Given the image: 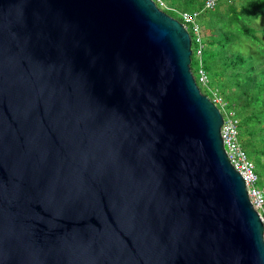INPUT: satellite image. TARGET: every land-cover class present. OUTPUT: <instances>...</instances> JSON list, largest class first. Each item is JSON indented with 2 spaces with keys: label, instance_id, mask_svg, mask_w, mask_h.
<instances>
[{
  "label": "water",
  "instance_id": "water-1",
  "mask_svg": "<svg viewBox=\"0 0 264 264\" xmlns=\"http://www.w3.org/2000/svg\"><path fill=\"white\" fill-rule=\"evenodd\" d=\"M156 0H0V264H264V220Z\"/></svg>",
  "mask_w": 264,
  "mask_h": 264
},
{
  "label": "trees",
  "instance_id": "trees-1",
  "mask_svg": "<svg viewBox=\"0 0 264 264\" xmlns=\"http://www.w3.org/2000/svg\"><path fill=\"white\" fill-rule=\"evenodd\" d=\"M175 1L184 6L194 5L201 13L198 20L204 47L202 56L197 57L198 71L204 69L211 76L206 84L210 96L215 93L232 106L241 104L237 113L241 143L248 154L257 159L261 156L257 166L262 170L258 172L256 168L260 179L264 176V26L259 24H264V0H220L211 9L206 8V0ZM224 3L227 11L222 10ZM205 15L211 19L207 25ZM192 36L196 54L200 43L193 31Z\"/></svg>",
  "mask_w": 264,
  "mask_h": 264
},
{
  "label": "built area",
  "instance_id": "built-area-1",
  "mask_svg": "<svg viewBox=\"0 0 264 264\" xmlns=\"http://www.w3.org/2000/svg\"><path fill=\"white\" fill-rule=\"evenodd\" d=\"M220 0H206V8H214ZM161 6H163V2L159 0ZM200 12L194 11L193 13L189 12H183L181 13L183 20V24L185 27L189 30L191 36L192 31L197 36V41L200 43V45L196 49V55L197 57H201L203 53V47L204 44L201 42V31L202 27L198 20ZM193 40V36H192ZM194 45V41L192 46ZM193 53H194V48ZM199 79L197 78V82H201L204 85H206L209 82L208 74L204 69H199ZM218 97L214 93V101L218 105ZM219 106V105H218ZM220 108V107H219ZM221 109V108H220ZM223 116H224V122L221 126V136L223 139L224 147L226 149L227 155L233 164V166L238 170L247 186L249 197L254 205V207L259 211V213L262 216V219L264 220V189L260 188L258 185L259 176L256 172V164L254 160L250 158V155L245 150L244 146L242 145L240 139H239V128H238V120L234 117V114H228L223 109H221Z\"/></svg>",
  "mask_w": 264,
  "mask_h": 264
},
{
  "label": "rangeland",
  "instance_id": "rangeland-1",
  "mask_svg": "<svg viewBox=\"0 0 264 264\" xmlns=\"http://www.w3.org/2000/svg\"><path fill=\"white\" fill-rule=\"evenodd\" d=\"M162 2H163V6H161V4H160V2H159V0H156V2H159V4L160 5H158L159 7H161L162 9H166L165 11H167L169 14H171L172 16H174V17H176V18H178L179 20H183V18H182V15H181V13H183V12H189V13H193L194 12V10L195 11H197L196 10V6H194V5H188V6H184V4H181L179 1H175V0H161ZM237 2L238 3H240L239 2V0H237ZM227 5L224 3L223 4V8H222V10H224V11H227ZM201 14V13H200ZM199 14V15H200ZM203 19H206V21H205V23H206V25H207V23L209 22V20H210V22H211V19L209 18V17H206V15L205 16H203ZM203 19H202V21H203ZM200 22V21H199ZM200 24H201V22H200ZM264 26V24H259V27H263ZM202 34H203V32H202ZM192 48H194V45L192 46ZM191 67H192V71H193V73H194V75H195V77L196 78H198V76H199V73H198V68H199V62H198V60H197V56H196V54L195 53H193L192 54V62H191ZM209 76V79H210V81H211V76L210 75H208ZM198 85L200 86V88H201V90L204 92V93H206V94H208L209 95V93H210V89L206 86V85H203V84H201V83H199V81H198ZM211 85V84H210ZM214 85V84H213ZM214 88H215V85H214ZM221 92V89H219V94L220 95H222V93H220ZM211 97H214V95L213 96H211ZM217 98V102H218V105H219V107L221 108V109H225L226 110V112L228 113V114H234V117L238 120V123L240 124V119H239V117H238V112L240 113V105H239V103L236 105V104H234L233 106L231 105V103L229 102V101H226L223 97H221V96H218V97H216ZM227 103V104H226ZM240 140H241V131H240ZM241 142H242V140H241ZM243 144V143H242ZM248 151V150H247ZM250 155V154H249ZM261 156H259V158L258 159H260L261 160V158H260ZM250 158L252 159V160H254V162H255V164H256V168H257V171L259 172V171H261L260 170V167H259V165L257 166V162H258V159L256 158V157H253L252 155H250ZM263 173H264V170H263ZM258 185L262 188V186H264V176L262 177V176H260V179H259V183H258Z\"/></svg>",
  "mask_w": 264,
  "mask_h": 264
},
{
  "label": "clouds",
  "instance_id": "clouds-1",
  "mask_svg": "<svg viewBox=\"0 0 264 264\" xmlns=\"http://www.w3.org/2000/svg\"><path fill=\"white\" fill-rule=\"evenodd\" d=\"M195 11V10H194ZM197 79V78H196Z\"/></svg>",
  "mask_w": 264,
  "mask_h": 264
}]
</instances>
